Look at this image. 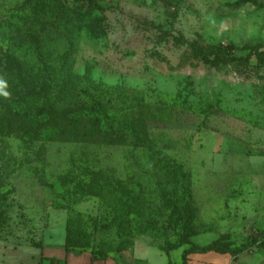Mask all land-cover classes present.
<instances>
[{
    "label": "rangeland",
    "instance_id": "374dc122",
    "mask_svg": "<svg viewBox=\"0 0 264 264\" xmlns=\"http://www.w3.org/2000/svg\"><path fill=\"white\" fill-rule=\"evenodd\" d=\"M24 1L0 0V20ZM95 1L100 36H92L93 24L72 38L56 25L48 39L44 27L19 31L36 40L48 62L37 63L30 40L16 57L0 42L3 74L36 63L40 76L28 85L38 94L53 83L64 90L59 107L98 103L122 118L113 130L101 118L87 121L92 133L85 136L83 126L70 130L73 118L65 124L37 109L25 115L0 107V203H9L0 249L62 248L65 221L79 214L93 245H135L148 264H181L180 250L159 248L188 239V193L197 211L192 243L221 236L242 245L259 235L264 57L248 53L264 52V0ZM68 48L73 52L59 66Z\"/></svg>",
    "mask_w": 264,
    "mask_h": 264
},
{
    "label": "trees",
    "instance_id": "16d2710c",
    "mask_svg": "<svg viewBox=\"0 0 264 264\" xmlns=\"http://www.w3.org/2000/svg\"><path fill=\"white\" fill-rule=\"evenodd\" d=\"M240 2L256 3L255 0H240ZM98 8L99 5L95 0H26L11 12L8 20H0V42L2 45L5 43V52L8 55L16 57L18 53H27L30 48L29 43L27 42L30 40L29 42L31 46L34 47L33 52L37 63L43 64L44 62H48L47 58L49 55H46L48 53L44 50L41 51L40 49H37L38 43L34 38L28 39L25 35H21L19 31L25 27H44L42 28L45 34L43 37H45L44 39H48L52 37L50 35V30L56 25V27H59L62 30L61 32L68 36V38H72L75 36L74 33L76 30L83 28L87 24H93L94 26L91 32L92 36H100V24L102 19L97 13ZM9 29L13 31L12 34H15L14 36L10 35V38L7 39L4 33H7ZM17 32H19V34ZM71 46H73V43ZM72 52L73 51H71L70 48L66 49V51L58 58L59 66L65 64L64 62L68 58V55ZM252 55L256 58H261L264 57V52L252 49L248 53V56ZM18 66L21 68L22 72L19 70ZM1 68L0 82H3V87L0 88V107L11 109L15 114L24 113L27 115L30 114L32 109H37V112L41 116L49 117L50 114V117L54 116L57 119L60 118L65 124L68 122L69 118H73L74 121L70 124V130L75 133L78 132L79 126H83L84 129L82 128L83 131L80 132L85 136L91 135L92 133L91 127L89 129L85 124L83 125V123H87V121L89 122L90 120L101 118L106 129L113 130V122L117 124L122 120L118 111H109L98 103L82 108L81 110L73 109V107L72 109L64 106L59 107L58 103H56L58 101L57 95L61 93V96H58L63 98L64 90L62 92L60 89L56 90L52 86L53 83H46L47 85L43 87L45 90L44 93L41 94L39 92L38 94L36 89L28 85V83H34L33 81H36L37 77L40 76V69L37 68L36 63L29 62L28 64L21 66L17 63L13 70L4 74L3 67ZM21 75L23 76L22 78ZM4 92L8 93V95H3ZM71 96L73 95H68V98L70 99ZM33 115L31 116L32 118L34 117ZM122 123L125 125L127 124L125 121H122ZM58 127L57 124L53 126L55 130H57ZM191 201V195L188 193L186 204L183 207L185 215L183 221V238L188 239L168 249L159 248L168 255L170 251L185 246L180 255L181 264H188L187 256L195 252L214 250L221 253L228 252L232 255H236L245 250L248 246L256 243L260 236L264 235L263 230L259 235H256L253 239L242 245L222 243V240L220 239L221 236L206 245H196L189 239L190 236L195 235L193 232L195 229L193 222L197 214L196 208L191 205ZM8 209L9 203L6 202V200L0 203V233L2 227L8 222ZM64 229V251L90 250L91 258L93 260L105 259L111 251L132 248V246L114 248L111 244L104 243L103 241L93 245L92 235L87 230L85 221L79 214L69 215L65 221ZM259 244L264 245V241H261ZM62 264H65V260L62 261Z\"/></svg>",
    "mask_w": 264,
    "mask_h": 264
},
{
    "label": "crops",
    "instance_id": "0c3cea01",
    "mask_svg": "<svg viewBox=\"0 0 264 264\" xmlns=\"http://www.w3.org/2000/svg\"><path fill=\"white\" fill-rule=\"evenodd\" d=\"M54 246L43 244L35 254L3 246V250L0 249L3 251L0 264H62L63 260H65V264H148V260L144 256L135 252V245L129 249L111 251L105 259L95 260L91 258L90 250L65 252L63 244L59 249H54ZM183 248L185 246L175 250H180L181 255ZM187 262L188 264H264V245L254 243L236 255L214 250L195 252L187 256ZM167 264H170V261Z\"/></svg>",
    "mask_w": 264,
    "mask_h": 264
},
{
    "label": "built area",
    "instance_id": "2783aa9c",
    "mask_svg": "<svg viewBox=\"0 0 264 264\" xmlns=\"http://www.w3.org/2000/svg\"><path fill=\"white\" fill-rule=\"evenodd\" d=\"M261 241H264V235L260 236L256 243L259 244Z\"/></svg>",
    "mask_w": 264,
    "mask_h": 264
},
{
    "label": "clouds",
    "instance_id": "9594fccd",
    "mask_svg": "<svg viewBox=\"0 0 264 264\" xmlns=\"http://www.w3.org/2000/svg\"><path fill=\"white\" fill-rule=\"evenodd\" d=\"M2 87H3V82H0V88H2ZM3 95L7 96L8 93L4 92Z\"/></svg>",
    "mask_w": 264,
    "mask_h": 264
}]
</instances>
